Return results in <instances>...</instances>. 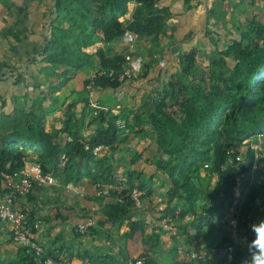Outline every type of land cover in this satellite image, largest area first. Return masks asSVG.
Instances as JSON below:
<instances>
[{
  "label": "trees",
  "instance_id": "trees-1",
  "mask_svg": "<svg viewBox=\"0 0 264 264\" xmlns=\"http://www.w3.org/2000/svg\"><path fill=\"white\" fill-rule=\"evenodd\" d=\"M131 1L135 3L131 19L119 21L118 17L126 12L127 3ZM159 1L54 0L55 25L43 49L46 59L55 52V42L60 51L63 47L65 50L69 48L76 56L73 60L64 61L70 66L80 67L83 61L78 56L87 47L81 40L85 30L99 33L104 43L118 40L125 33L148 36L155 41L163 32L164 21L169 16L167 9L158 5ZM62 22L70 27L69 31L57 30V23ZM237 28H241L240 32L228 39L221 49H214L204 67L195 59L194 49L180 54L177 73L156 92L151 108L143 115L154 132L155 143L161 153V157L154 161L155 168L169 185L163 196L151 176L128 167L119 179L113 176L106 157L99 158L91 152L96 145L113 150L115 144L127 138L132 130L127 115H109L105 105L91 102L90 115L99 127L84 137L74 124L76 121H71L68 116L59 130L53 129L43 114L36 112L41 105L40 98L32 100L30 107H24V100L15 106L6 130L0 133V172L11 173L22 167L24 162H33L63 184H77L86 178L92 185H115L109 193L112 197L102 202L104 218L96 219L94 216L95 225L83 233L72 230L74 235L80 236L98 232V227H104L105 222L120 225L126 222L128 231L124 232L123 239L130 241L123 242L121 260L98 246L76 252L77 259L93 264H126L129 253L133 251L131 248L140 240L142 251L137 257L147 264H158L155 249L161 238L160 224L156 231L143 236V219L131 212L143 200L152 206L156 204L158 221L169 218L176 227V234L179 232L196 245L200 237L204 238L201 247L203 258H195L196 264L201 260L210 264L224 259L223 251L228 245L235 249L228 264H241L248 257L247 242L250 239L245 244L234 240L235 236L239 238L248 222L253 224L264 219V169H251L252 150L242 143L258 133L264 137V41L260 40L264 38V19H250L247 25H238ZM74 29L79 34L71 36L69 32ZM69 51H65L66 54ZM96 57L102 73L93 79L92 90H117L123 83L135 81L118 79L121 72L131 65V54L105 55L98 49ZM139 75L141 77L142 72L137 77ZM19 79L20 74H15V80ZM116 118L125 121L127 135L119 136L114 123ZM57 131H66L70 139L60 144L55 139ZM84 144L87 149H84ZM238 153L241 158L237 161L234 156ZM137 158L134 153L131 161ZM132 188L141 191L136 205L126 194ZM36 189L33 186L17 200L29 221L42 219L33 210L28 212L25 206V202L35 201ZM118 195L122 199L115 201L113 197ZM187 215L189 221L185 222ZM214 217L219 222L216 229H212ZM232 219L236 220L235 229L230 228ZM189 228L193 231L190 232ZM210 231H213L211 235ZM210 248L215 249L214 255L208 254ZM41 251V257L53 258L54 264H57L59 255L67 259L71 257L68 248L44 250L41 247ZM33 256L29 247H18L15 259L9 264H35Z\"/></svg>",
  "mask_w": 264,
  "mask_h": 264
},
{
  "label": "crops",
  "instance_id": "crops-1",
  "mask_svg": "<svg viewBox=\"0 0 264 264\" xmlns=\"http://www.w3.org/2000/svg\"><path fill=\"white\" fill-rule=\"evenodd\" d=\"M53 1L0 0V132L6 130L7 121L21 100L25 102L24 107H30L32 100L40 98V109L36 112L42 113L53 129L59 130L68 116L71 121H76L74 124L87 137L99 127L90 115V103L100 102L106 106L109 115H127L132 130L124 141L115 144L113 150L104 147L96 156L109 160L113 176H123L128 167L151 176L163 196L169 185L155 168L154 161L161 157V153L155 143L154 132L143 115L151 108L156 92L177 73L180 54L194 49L195 59L207 60L214 49H221L228 39L236 36L235 30L239 23L242 24L239 2L244 0H160L158 5L164 6L169 16L164 21L163 32L155 41L148 36L131 35L130 41L123 36L104 43L99 33L85 30L81 40L86 42L87 47L78 56L83 61L80 67L70 66L64 61L73 60L76 56L69 48L65 50L63 47L60 51L55 42V52L50 58L46 59L43 52L55 25ZM134 7V1L127 3L126 12L118 20L124 22L131 19ZM56 28L60 32L70 30L66 22L57 23ZM69 33L75 36L79 31L74 29ZM98 49L105 55L131 54V66L142 72L141 77L139 75L132 83H123L117 90L93 89L91 96H87L85 81L100 67L96 57ZM65 51H69L68 54ZM17 73L20 74L18 81L15 80ZM133 116L136 117L134 122ZM55 139L62 144L70 137L66 131H57ZM134 153L138 158L132 162ZM69 184V190L35 185V201L25 202L28 212L33 210L35 215L42 217L41 226L35 234L37 243L44 250L68 248L71 252L69 259L74 262L79 260L76 252L92 246H98L108 255L121 260L123 242L130 241L123 239L124 232L128 231L126 222L123 225L105 222L104 227H98V232L80 236L74 235L72 230L92 210L96 219H103L102 202L112 196L107 194L106 198H100L91 194L93 185L86 178L80 183ZM102 186L107 188L108 193L115 188L114 184ZM74 190L81 191L83 195L74 194ZM131 212L143 219V236L156 231L159 208L155 203L152 206L143 200ZM184 221H189V215ZM217 225L218 219L214 217L212 229H216ZM189 231L192 232L193 228ZM212 233L210 231V235ZM160 235L155 249L158 264H196L192 252L203 251L204 238L200 237L196 245L179 232L172 237L162 230ZM237 239L235 236L234 241ZM139 241L131 248L133 251L129 253V259L139 256L142 251ZM17 249L11 242L8 225L0 221V264H9L14 260ZM214 250L210 248L208 254L214 255Z\"/></svg>",
  "mask_w": 264,
  "mask_h": 264
},
{
  "label": "built area",
  "instance_id": "built-area-1",
  "mask_svg": "<svg viewBox=\"0 0 264 264\" xmlns=\"http://www.w3.org/2000/svg\"><path fill=\"white\" fill-rule=\"evenodd\" d=\"M124 37L130 39L131 34L125 33ZM102 71L97 69L93 73L89 75L87 78V83L84 85V88L87 92V95L90 97L92 93V81L97 76L100 75ZM138 72L129 65L126 69H124L121 74L118 76L119 80L123 78L126 79H136ZM93 104V103H92ZM116 128L119 130V136L127 135L128 128L125 127V121L123 118H116L114 120ZM243 144H247L248 147L252 150V159L253 163L251 165V169L253 170H261L264 169V137L262 134H255L253 137H249L242 141ZM101 145L93 146L91 152L93 155H97L100 149H102ZM84 149H87V145L84 144ZM241 154H236L234 156L235 160H240ZM115 177L122 179V176L115 175ZM41 184V185H58L59 187H65L66 189H71L70 184H61L59 179H57L50 172H43L40 166L37 163L33 162H24L22 167L18 170L13 171L11 173L0 172V221L4 222L8 225L9 236L11 242L15 244L17 247H29L33 251V258L35 264H54L55 261L50 257H41V247L37 244L35 234L37 230L41 226V219L35 218L34 220L29 221L26 215L23 213L19 203L17 202L18 198H23L25 194H27L33 186ZM91 190L94 196H98L101 198H106L107 194L109 196L107 188L102 185H93L91 186ZM74 194L83 195L81 191L74 190ZM70 193L71 190H70ZM126 194L134 201L135 205L139 203V197L141 195V191L137 189H129ZM113 199L115 201H120L122 196H114ZM95 217L93 210L90 215H88L82 222H79L75 225L74 231L78 233H83L88 227H92L95 225ZM160 227L163 231L167 232L170 235H176V227L171 223L169 218H164L159 221ZM230 228H236V220L232 219L229 222ZM252 223L248 222L246 228H244L242 234L239 236L237 241L240 243H246L249 239L251 240L253 237V233L251 232L250 225ZM224 259L215 261L210 264H228L232 261L235 253V249L233 245H228L226 249L223 251ZM192 257L198 259L203 258V254L201 251H193ZM57 264H93L90 261L84 260H76L71 261L67 259L65 256L59 255L57 258ZM126 264H147L140 257H134L126 261ZM198 264H207L201 260Z\"/></svg>",
  "mask_w": 264,
  "mask_h": 264
},
{
  "label": "clouds",
  "instance_id": "clouds-1",
  "mask_svg": "<svg viewBox=\"0 0 264 264\" xmlns=\"http://www.w3.org/2000/svg\"><path fill=\"white\" fill-rule=\"evenodd\" d=\"M37 185H41V184H37ZM46 186L61 188L58 185H46ZM250 229L251 232L253 233V237L250 241L247 242V249L249 255L244 260H242L241 264H264V219H261L258 222L251 224Z\"/></svg>",
  "mask_w": 264,
  "mask_h": 264
},
{
  "label": "rangeland",
  "instance_id": "rangeland-1",
  "mask_svg": "<svg viewBox=\"0 0 264 264\" xmlns=\"http://www.w3.org/2000/svg\"><path fill=\"white\" fill-rule=\"evenodd\" d=\"M239 7L242 9V16L240 18L242 19V24L238 25H247L250 19H264V2L263 0H244L239 2ZM240 29H236L234 35H237L240 32ZM233 35V36H234ZM127 41L131 40L127 37H124ZM260 40L264 41V38H260ZM222 48V47H221ZM199 64L204 67L206 65V60H198ZM40 109V108H39ZM46 112V110H45ZM40 113V112H39ZM45 118V116H44ZM47 119V118H46ZM48 120V119H47ZM3 133V132H0Z\"/></svg>",
  "mask_w": 264,
  "mask_h": 264
}]
</instances>
